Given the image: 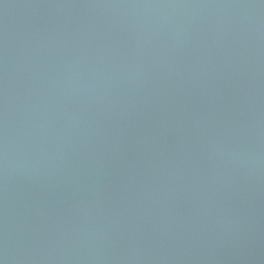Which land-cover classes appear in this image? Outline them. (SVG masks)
<instances>
[{
    "label": "water",
    "instance_id": "95a60500",
    "mask_svg": "<svg viewBox=\"0 0 264 264\" xmlns=\"http://www.w3.org/2000/svg\"><path fill=\"white\" fill-rule=\"evenodd\" d=\"M0 264H264V0H0Z\"/></svg>",
    "mask_w": 264,
    "mask_h": 264
}]
</instances>
